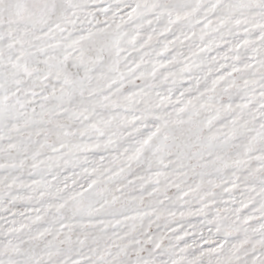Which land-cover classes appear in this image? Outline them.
<instances>
[{
    "label": "snow or ice",
    "instance_id": "1",
    "mask_svg": "<svg viewBox=\"0 0 264 264\" xmlns=\"http://www.w3.org/2000/svg\"><path fill=\"white\" fill-rule=\"evenodd\" d=\"M0 264H264V0H0Z\"/></svg>",
    "mask_w": 264,
    "mask_h": 264
}]
</instances>
